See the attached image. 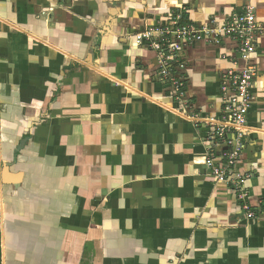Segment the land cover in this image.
Listing matches in <instances>:
<instances>
[{
	"label": "crops",
	"instance_id": "1",
	"mask_svg": "<svg viewBox=\"0 0 264 264\" xmlns=\"http://www.w3.org/2000/svg\"><path fill=\"white\" fill-rule=\"evenodd\" d=\"M264 0H0V264H264V34L237 170L205 162L236 43L186 50L187 103L135 34L183 11L222 25Z\"/></svg>",
	"mask_w": 264,
	"mask_h": 264
},
{
	"label": "built area",
	"instance_id": "2",
	"mask_svg": "<svg viewBox=\"0 0 264 264\" xmlns=\"http://www.w3.org/2000/svg\"><path fill=\"white\" fill-rule=\"evenodd\" d=\"M264 34V25L256 18L255 7L247 5L241 12L232 14L222 25L210 23L197 26L190 23L183 11L174 12L166 19L151 22L144 30L135 34V42L145 50L157 55L159 81L171 86L174 99L187 103L186 50L199 42L218 43L230 38L236 43L238 61L242 66L223 73L220 92L223 100V118H206L203 123L212 127L210 141L218 142V152L212 150L205 165L218 182L230 186L242 202L241 209L248 219L256 214L248 202L246 182L251 178L237 170L244 149L242 135L257 133L247 121L248 112L254 102V90L258 75L257 67L251 62L256 53L258 39Z\"/></svg>",
	"mask_w": 264,
	"mask_h": 264
}]
</instances>
